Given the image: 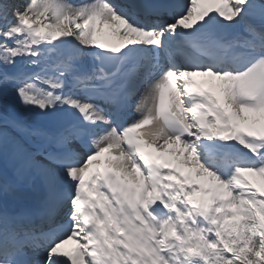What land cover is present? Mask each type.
Here are the masks:
<instances>
[{"label":"snow or ice","instance_id":"6c2138e0","mask_svg":"<svg viewBox=\"0 0 264 264\" xmlns=\"http://www.w3.org/2000/svg\"><path fill=\"white\" fill-rule=\"evenodd\" d=\"M0 264H264V0H0Z\"/></svg>","mask_w":264,"mask_h":264},{"label":"bare ground","instance_id":"6f19581e","mask_svg":"<svg viewBox=\"0 0 264 264\" xmlns=\"http://www.w3.org/2000/svg\"><path fill=\"white\" fill-rule=\"evenodd\" d=\"M98 39H100V40H102L103 42H106V43H114V42H116L114 40V38H112V37H110L108 35V29H107L106 26H105V28L103 30V35L98 36ZM248 179L251 180L253 183L257 184L258 186H260L258 178H256V177H248Z\"/></svg>","mask_w":264,"mask_h":264}]
</instances>
